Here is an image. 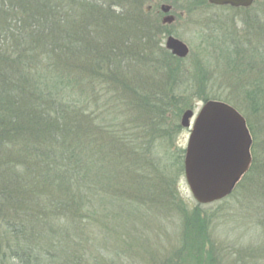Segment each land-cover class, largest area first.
<instances>
[{"label":"trees","instance_id":"trees-1","mask_svg":"<svg viewBox=\"0 0 264 264\" xmlns=\"http://www.w3.org/2000/svg\"><path fill=\"white\" fill-rule=\"evenodd\" d=\"M149 2L0 0V264H93L86 251L100 227L111 238L115 217L171 201L168 170L185 176L186 149L169 152L164 136L175 138L183 111L195 107L190 95L208 85L211 61L202 56L199 68H187L193 52L180 58L165 46L174 32ZM244 22L253 36L223 31L210 43L219 51L227 43L225 64L252 77L232 83L241 100L198 92L247 118L253 163L234 192L247 183L264 196V59L254 60L264 25L253 15ZM198 204L190 212L204 217ZM182 216L189 249L205 236ZM259 216V247L239 249L233 264H264Z\"/></svg>","mask_w":264,"mask_h":264},{"label":"rangeland","instance_id":"rangeland-1","mask_svg":"<svg viewBox=\"0 0 264 264\" xmlns=\"http://www.w3.org/2000/svg\"><path fill=\"white\" fill-rule=\"evenodd\" d=\"M160 1L147 0L149 4L162 8V2L160 3ZM165 4L171 5L174 8V14L177 15V18L169 23L170 30L174 32L175 36L187 43L194 54L193 58L191 57L186 61V67L193 68L195 65V69L199 68V60L202 56L207 59L210 57L209 60L211 61L209 68H207L206 81L208 80V83L206 84L208 85H201V88H197L196 93L190 95V102L195 104V109H190H194L197 115L206 101L201 94H215L223 98L232 96L241 100L242 95L235 94L239 90V86L234 87L232 83H236L235 78L241 79V83H248L252 77L239 76L232 72V69L230 70L229 65L225 64L221 55L223 48L224 51L227 48L225 47L227 43L219 45L224 46L220 48V51L210 43L213 42L214 38L217 39L215 36L220 35L223 31L228 33L237 32L243 36H253L252 33L255 27H245L244 21L247 16L253 15L258 18V24L264 25V0H257L251 7L241 9L227 6L209 7L201 5L198 0H170ZM259 37L261 41L254 60L260 65L262 59H264V29L260 32ZM167 39L166 37L164 41L165 46ZM254 44L257 45L258 43L255 42ZM228 50L230 51V49ZM229 51H226L225 57L230 58L231 53ZM220 59L224 62H222V66ZM191 85L195 87L194 84ZM173 105L176 112H179L178 102ZM187 110L183 111V116ZM183 116L180 117L181 128L175 132V138L171 132L170 136H164L167 138V141L164 139L165 147L169 149V152L177 148L186 149L188 146L191 129L182 124ZM195 118L196 116L192 122ZM174 119L175 113H171L168 118L166 117V120H169L171 124L175 123ZM159 125L162 129H166L162 121ZM261 126L262 121L260 118H256V132L260 131ZM261 128L263 129V127ZM261 134V138H264V134L262 132ZM171 171L173 169L168 170V175L172 180L168 189L171 193V196L168 193L171 197L168 206L162 208L159 204L155 207L142 205L139 206L140 209L137 214L133 212L132 215V213L127 212V214L122 215L119 221L115 217L116 221L111 222L114 225V233L111 238L101 234L100 227V234L97 233L95 239L90 241L89 250L86 251L87 254L94 257L93 264H233L234 261H237V251L239 249L245 251L251 249L250 251H252L254 248L259 247L262 229L258 224V218L259 215L264 216V196L260 191L256 188H249V185H246L247 183L243 184L237 192H234L235 188L226 200L200 207L202 214L205 216L198 217L190 212L194 211V208L199 204L190 189L186 176L179 179L176 178V172L172 174ZM177 201L178 204H182L180 206L182 210L178 209V206L176 210L172 208ZM166 210L172 212L169 213ZM177 210L181 213L176 214ZM109 211H106V213H109ZM106 213L101 215L103 220L109 222L110 218L108 216L105 219ZM183 213H187L188 218L192 219L193 222H198L197 225L194 223L195 229L201 228L203 236H205L199 243L196 242L189 249L186 248V243L181 239V235L183 236L184 233L183 227H181L182 220H185L182 216ZM98 234L101 236L99 237ZM184 249H187V253H184V257L179 256L178 253ZM11 263L18 264L17 260L14 259L8 263L2 262V264Z\"/></svg>","mask_w":264,"mask_h":264},{"label":"water","instance_id":"water-1","mask_svg":"<svg viewBox=\"0 0 264 264\" xmlns=\"http://www.w3.org/2000/svg\"><path fill=\"white\" fill-rule=\"evenodd\" d=\"M217 5L250 7L255 0H209ZM162 9L169 12L171 5ZM171 15L165 22L171 23ZM166 46L176 56L185 58L191 49L176 36H169ZM196 116L194 122L193 118ZM182 124L191 129L186 148L185 176L190 189L201 204L230 196L253 163V136L247 118L234 105L217 99L204 102L196 115L185 112Z\"/></svg>","mask_w":264,"mask_h":264},{"label":"flooded vegetation","instance_id":"flooded-vegetation-1","mask_svg":"<svg viewBox=\"0 0 264 264\" xmlns=\"http://www.w3.org/2000/svg\"><path fill=\"white\" fill-rule=\"evenodd\" d=\"M199 3L201 5H207L209 7H221V6H224V5H217V4H214V3H211L209 0H198ZM256 1V0H255ZM166 2H162L161 5L163 6ZM229 8H235V9H241V8H246V7H236V6H233V5H225ZM148 10H152V6H149ZM174 8L172 7V9L169 11V12H165L162 8H160V10L158 11V14L159 16L161 15V19L163 20V23L164 25H169L168 22H165V19L168 17V16H175V19L177 18V15L174 14ZM175 36L174 34H170L167 36V38H169V36ZM177 37V36H176Z\"/></svg>","mask_w":264,"mask_h":264}]
</instances>
